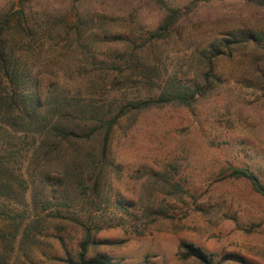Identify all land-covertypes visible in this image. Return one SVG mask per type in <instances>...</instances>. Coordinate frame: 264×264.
<instances>
[{
  "label": "trees",
  "instance_id": "1",
  "mask_svg": "<svg viewBox=\"0 0 264 264\" xmlns=\"http://www.w3.org/2000/svg\"><path fill=\"white\" fill-rule=\"evenodd\" d=\"M35 1L12 0L0 9V264H116L104 253H89L100 243L94 234L110 221L101 212L114 166L115 129L144 110L190 107L220 82L219 60L247 51L264 90V70L255 60L264 55V31L222 33L195 51L188 77L189 72L143 58L145 48L171 35L188 7L151 0L162 10L156 27L121 32L110 29L112 23L128 20L132 12L110 17L83 6V0H47L36 9ZM130 84L141 87L140 94L130 97ZM231 175L246 179L264 197L254 173L234 167ZM67 225L80 233L72 248L64 242ZM49 235L61 255L45 257L47 263L35 252ZM179 255L219 264L189 242H180Z\"/></svg>",
  "mask_w": 264,
  "mask_h": 264
},
{
  "label": "rangeland",
  "instance_id": "2",
  "mask_svg": "<svg viewBox=\"0 0 264 264\" xmlns=\"http://www.w3.org/2000/svg\"><path fill=\"white\" fill-rule=\"evenodd\" d=\"M11 1L0 0V9ZM46 1L36 0L35 8ZM166 2L191 11L164 42L145 48L143 58L180 74L189 72L188 77L194 73L195 51L222 33L264 31V5L245 0ZM82 5L110 17L132 12L128 20L112 23L110 29L121 32L153 29L162 16L151 0H83ZM114 45L123 47L122 42ZM255 60L264 70V55L260 52ZM253 61L250 51L221 59L215 69L220 82L210 94L190 107L172 104L138 112L115 129L114 166L108 171L101 212L110 221L94 234L100 243L90 254L104 253L116 264H200L180 257L184 241L219 264H264V197L249 181L231 175L232 168H245L264 185V90ZM127 88L130 97L140 94L135 84ZM63 237L72 248L80 233L67 225ZM37 247L36 257L43 262L61 255L51 235Z\"/></svg>",
  "mask_w": 264,
  "mask_h": 264
}]
</instances>
